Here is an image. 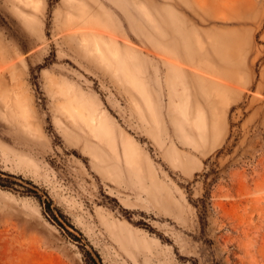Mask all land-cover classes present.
<instances>
[{
    "label": "rangeland",
    "instance_id": "374dc122",
    "mask_svg": "<svg viewBox=\"0 0 264 264\" xmlns=\"http://www.w3.org/2000/svg\"><path fill=\"white\" fill-rule=\"evenodd\" d=\"M0 264H264V0H0Z\"/></svg>",
    "mask_w": 264,
    "mask_h": 264
},
{
    "label": "bare ground",
    "instance_id": "6f19581e",
    "mask_svg": "<svg viewBox=\"0 0 264 264\" xmlns=\"http://www.w3.org/2000/svg\"><path fill=\"white\" fill-rule=\"evenodd\" d=\"M69 99V107L73 111H78L86 120L91 123L101 125L103 124L104 117L98 112H95L94 108H87L82 102L81 103H74L73 97Z\"/></svg>",
    "mask_w": 264,
    "mask_h": 264
}]
</instances>
